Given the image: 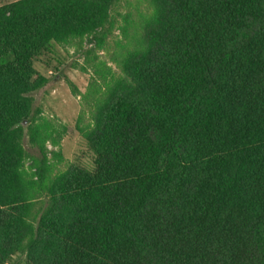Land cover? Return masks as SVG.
Instances as JSON below:
<instances>
[{"label": "trees", "instance_id": "16d2710c", "mask_svg": "<svg viewBox=\"0 0 264 264\" xmlns=\"http://www.w3.org/2000/svg\"><path fill=\"white\" fill-rule=\"evenodd\" d=\"M117 2L0 0V264H264V0H148L90 164L20 173L34 61Z\"/></svg>", "mask_w": 264, "mask_h": 264}, {"label": "rangeland", "instance_id": "374dc122", "mask_svg": "<svg viewBox=\"0 0 264 264\" xmlns=\"http://www.w3.org/2000/svg\"><path fill=\"white\" fill-rule=\"evenodd\" d=\"M152 14L148 0H118L111 11L112 27L104 36L87 34L53 43L50 53L33 67L47 83L31 93L34 120L20 140L23 159L19 171L37 182L40 145L48 171L45 185L62 175L76 160L90 164L85 134L95 125L110 91L122 79L124 64L139 48L141 29ZM36 141L37 144L34 143ZM38 197V193L33 194ZM14 254L7 264H24Z\"/></svg>", "mask_w": 264, "mask_h": 264}]
</instances>
